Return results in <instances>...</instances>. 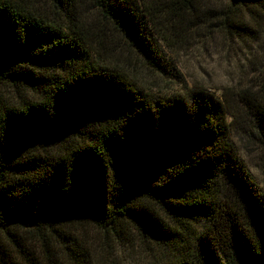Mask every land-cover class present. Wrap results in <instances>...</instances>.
<instances>
[{"label": "trees", "instance_id": "trees-1", "mask_svg": "<svg viewBox=\"0 0 264 264\" xmlns=\"http://www.w3.org/2000/svg\"><path fill=\"white\" fill-rule=\"evenodd\" d=\"M220 1L0 0V264H44L16 232L47 240L62 222L151 252L185 234L183 251L156 264H191L192 245L204 264H264V193L229 139L237 105L187 87L164 52L201 30L248 64L264 53V0ZM106 25L121 40L117 55L124 46L179 89L145 90L103 56ZM260 60L236 97L248 138L264 147ZM199 220L216 234L213 251L190 226Z\"/></svg>", "mask_w": 264, "mask_h": 264}, {"label": "rangeland", "instance_id": "rangeland-1", "mask_svg": "<svg viewBox=\"0 0 264 264\" xmlns=\"http://www.w3.org/2000/svg\"><path fill=\"white\" fill-rule=\"evenodd\" d=\"M208 1L214 6H225L224 2L220 0ZM88 18L93 23L101 22L100 16L95 10L89 12ZM105 33L102 41L104 45V54L102 55L125 67L134 76L138 85L145 90L160 94H169L179 89L173 80L168 82L167 78H161L149 69L140 67L138 61L132 54L127 53L124 46H122V54L125 57L121 54L117 55V44L121 45V40L107 25ZM198 33L202 39L197 35L190 36L185 42L176 46L173 51L164 50V52L180 72L187 87L205 88L220 98H226L229 103L237 105V112L230 123L229 139L249 176L264 193V147L255 144L251 137L248 138L250 133L246 132V128L249 121L241 110L236 97L239 88L247 85L244 77L251 74L249 72L250 64L258 57L264 63V53L256 51V55L251 56V62L248 64L243 60L244 57L242 58L233 49L226 52L227 45L220 40V36L210 39L205 38L201 30ZM124 58H126L125 61H123ZM236 58L244 63L243 71L233 65L232 61ZM190 226L198 229L197 234L202 237L205 246L209 251H213L215 242L212 238L216 234L211 233V236L207 237L213 229H209L203 220L190 222ZM221 227L220 225L219 230L222 229ZM203 228L208 230H202ZM55 229L58 231V235L52 233L48 235L47 240H41L32 233H19V231L16 233L21 238L18 236L16 240L44 264H47L46 258L51 259L55 264H70L75 259H80L85 264H156L164 262L160 260L163 259L159 256L161 252L178 255L179 251H183L182 244L185 243V234L180 232L182 243L172 238L165 247H156V251L151 252L147 251L136 238L118 241L113 236L104 234L84 223L62 222ZM218 235L221 237L223 233L218 232ZM6 239L3 240L7 242ZM7 243V248L13 252L14 247L9 244L10 242ZM192 246L191 264H204L201 252L195 245ZM150 254L157 255V261H153Z\"/></svg>", "mask_w": 264, "mask_h": 264}]
</instances>
